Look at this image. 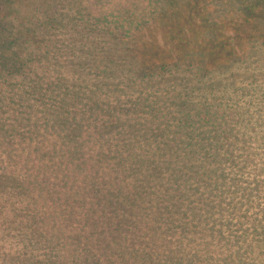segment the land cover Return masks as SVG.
Returning <instances> with one entry per match:
<instances>
[{"label": "trees", "instance_id": "trees-1", "mask_svg": "<svg viewBox=\"0 0 264 264\" xmlns=\"http://www.w3.org/2000/svg\"><path fill=\"white\" fill-rule=\"evenodd\" d=\"M200 4L0 0V264H264V0Z\"/></svg>", "mask_w": 264, "mask_h": 264}, {"label": "rangeland", "instance_id": "rangeland-1", "mask_svg": "<svg viewBox=\"0 0 264 264\" xmlns=\"http://www.w3.org/2000/svg\"><path fill=\"white\" fill-rule=\"evenodd\" d=\"M222 1L225 3H223ZM226 2H227V0H201L200 5L202 7H204V9H205V11L203 12L204 13L203 16L207 15L208 12H211V11H213L214 13H215V11H217L218 13H219V11L224 13L226 10L225 7H227V6H225V5H227ZM207 18H210V16L207 15L205 19H207ZM245 44H246L245 49H247V47L248 48L250 47V45H248V44H251V41L246 37H245ZM44 251H45V249H44ZM2 258H3V253L0 252V259H2Z\"/></svg>", "mask_w": 264, "mask_h": 264}]
</instances>
